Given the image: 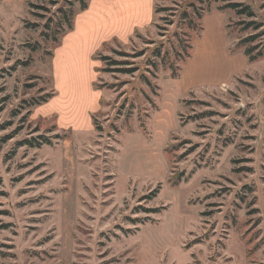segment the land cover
I'll return each instance as SVG.
<instances>
[{"label":"rangeland","instance_id":"1","mask_svg":"<svg viewBox=\"0 0 264 264\" xmlns=\"http://www.w3.org/2000/svg\"><path fill=\"white\" fill-rule=\"evenodd\" d=\"M86 2L0 0V264H264V0Z\"/></svg>","mask_w":264,"mask_h":264},{"label":"trees","instance_id":"2","mask_svg":"<svg viewBox=\"0 0 264 264\" xmlns=\"http://www.w3.org/2000/svg\"><path fill=\"white\" fill-rule=\"evenodd\" d=\"M77 2L80 3L81 5V9L82 10H87L88 9V3L86 2V0H75ZM221 2H225V6L227 8H231L233 9L239 16H245L247 18L250 19H254L256 17L254 10L251 8L250 5L245 4L243 1L245 0H219ZM65 19L67 20L68 23V27L71 29L72 28V23H71V16H68V13H66L65 15ZM245 24V29H254V30H259L263 27V24L260 22H257L255 20H252L250 22L247 23H243ZM257 38V35H252L250 37H248L246 39V42H252L253 40H255ZM252 48L250 49H246L245 54L249 57L250 61H254L255 59L258 58V56H261L262 54L259 53L257 56L256 55H252ZM39 103V102H37ZM29 144H31L32 146L34 145L31 142H28ZM45 143H49V141H46ZM44 143H38L37 146H41Z\"/></svg>","mask_w":264,"mask_h":264},{"label":"crops","instance_id":"3","mask_svg":"<svg viewBox=\"0 0 264 264\" xmlns=\"http://www.w3.org/2000/svg\"><path fill=\"white\" fill-rule=\"evenodd\" d=\"M91 8L89 9V10H87V12H91ZM86 13V12H85ZM90 13H88V15H89ZM86 24V22L85 21H83V23L81 22L80 23V26H82V25H85ZM78 31V29H74V35H73V37H71V39L73 40V41H71L70 39L68 40V42L67 43H74L75 44V42L76 41H78L79 39H81L80 37V35H79V33L77 32ZM89 45L91 46V44L89 43ZM92 50V48L90 49V47H89V49H87V52H89V51H91Z\"/></svg>","mask_w":264,"mask_h":264}]
</instances>
